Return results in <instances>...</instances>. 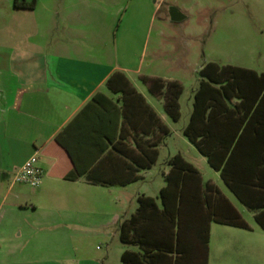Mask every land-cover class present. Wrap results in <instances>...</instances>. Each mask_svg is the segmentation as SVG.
<instances>
[{
    "label": "crops",
    "instance_id": "obj_1",
    "mask_svg": "<svg viewBox=\"0 0 264 264\" xmlns=\"http://www.w3.org/2000/svg\"><path fill=\"white\" fill-rule=\"evenodd\" d=\"M82 37L88 39V33ZM114 49L94 50L88 44L78 47L62 40L45 50H0V264H124L119 254L129 248L119 249L115 262L106 250L103 256H85L79 236L115 226L118 238V224L134 212L138 194L153 197L159 205L157 193L168 169L165 159L162 183L154 195L141 184L133 193L131 209L124 198L129 185L143 180L154 163L142 167V152L164 130L160 123L168 131L154 145L156 158L158 146L169 134L170 117L162 98L152 94L140 77L174 78L141 73L137 50H122L118 36ZM33 152L43 171L39 184L12 182L14 168ZM192 157L186 160L202 181L212 182L237 210L221 189L226 185L218 171L201 153ZM203 161L219 182L202 176ZM130 175L137 177L126 181ZM240 229L248 228L210 221L207 261L212 241L230 242ZM228 259L247 262L249 257H219Z\"/></svg>",
    "mask_w": 264,
    "mask_h": 264
},
{
    "label": "rangeland",
    "instance_id": "obj_2",
    "mask_svg": "<svg viewBox=\"0 0 264 264\" xmlns=\"http://www.w3.org/2000/svg\"><path fill=\"white\" fill-rule=\"evenodd\" d=\"M14 2L31 3L34 8L28 10ZM170 6L184 17L170 20ZM83 33H88V39ZM116 36L122 50H137L141 73L171 77L181 85L179 117L174 121L167 118L169 134L158 146L156 160L143 180L129 185L124 199L131 209L133 193L141 184L147 193H156L167 155L179 152L193 159L192 154H199L180 131L187 118L188 98L199 79V67L213 61L264 69V0H0V50H45L62 40L72 46L88 44L94 50H115ZM234 102L231 99L229 104ZM203 164L202 176L219 182L217 173L205 161ZM221 189L248 229H240L230 242L212 241L207 264H264V231L250 210L226 187ZM93 208L100 209L97 205ZM79 240L85 256H103L106 250L111 262L117 260L122 247L135 248L118 240L115 226L86 230ZM235 255L249 260L219 261V257Z\"/></svg>",
    "mask_w": 264,
    "mask_h": 264
},
{
    "label": "trees",
    "instance_id": "obj_3",
    "mask_svg": "<svg viewBox=\"0 0 264 264\" xmlns=\"http://www.w3.org/2000/svg\"><path fill=\"white\" fill-rule=\"evenodd\" d=\"M14 5L30 7L31 3ZM198 74L181 132L264 231V72L207 61ZM140 78L162 98L164 112L176 120L180 83L157 76ZM231 99L236 102L229 104ZM159 127L164 130L157 142L168 131L161 123ZM156 141L143 150L142 167L155 161ZM165 163L168 169L158 189L159 205L153 197L138 194L134 212L118 224L119 240L136 246L120 252L124 264H206L210 221L248 228L229 200L212 182L202 181L180 153L167 156ZM136 177L130 175L126 181Z\"/></svg>",
    "mask_w": 264,
    "mask_h": 264
},
{
    "label": "built area",
    "instance_id": "obj_4",
    "mask_svg": "<svg viewBox=\"0 0 264 264\" xmlns=\"http://www.w3.org/2000/svg\"><path fill=\"white\" fill-rule=\"evenodd\" d=\"M42 175V168L37 164L36 154L33 152L14 168L11 181L36 186L39 184Z\"/></svg>",
    "mask_w": 264,
    "mask_h": 264
},
{
    "label": "water",
    "instance_id": "obj_5",
    "mask_svg": "<svg viewBox=\"0 0 264 264\" xmlns=\"http://www.w3.org/2000/svg\"><path fill=\"white\" fill-rule=\"evenodd\" d=\"M168 17L172 21L180 20L184 17V14H182L177 8L170 6L167 10Z\"/></svg>",
    "mask_w": 264,
    "mask_h": 264
}]
</instances>
